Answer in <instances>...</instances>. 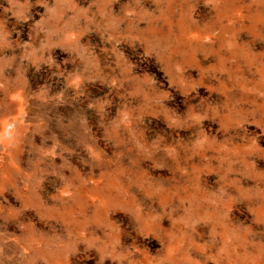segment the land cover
I'll list each match as a JSON object with an SVG mask.
<instances>
[{"label": "rangeland", "instance_id": "374dc122", "mask_svg": "<svg viewBox=\"0 0 264 264\" xmlns=\"http://www.w3.org/2000/svg\"><path fill=\"white\" fill-rule=\"evenodd\" d=\"M0 264H264V0H0Z\"/></svg>", "mask_w": 264, "mask_h": 264}]
</instances>
